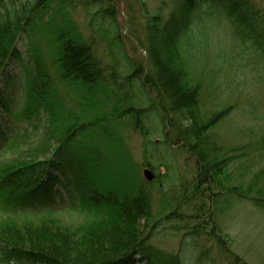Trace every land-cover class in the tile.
I'll return each instance as SVG.
<instances>
[{
	"label": "trees",
	"instance_id": "obj_1",
	"mask_svg": "<svg viewBox=\"0 0 264 264\" xmlns=\"http://www.w3.org/2000/svg\"><path fill=\"white\" fill-rule=\"evenodd\" d=\"M79 3L88 8L90 1L25 0L17 6L14 0H0V148L11 137L5 118L20 89L25 102L18 118L31 121L44 114L56 141L43 160L0 159V204L25 216L0 220V264H184L178 253L153 245L156 225L146 186L157 175L145 164L142 169L152 178L137 176L116 129L125 126L147 138L145 120L154 112L165 121L162 144L177 145L194 159L190 197L206 193V223L211 224L206 233L217 240L229 264H249L227 249L213 206L231 197L264 212V183L247 188L228 183L227 151L212 129L230 108L203 109L201 84L194 81L178 42L195 10L220 9L242 43L263 58L264 9L253 0H175L165 18L154 14L144 23L145 62L123 56L119 73L83 36L73 17ZM113 10L107 4L96 14L112 20ZM113 40L119 44L117 31ZM148 90L157 97L151 100ZM61 91L76 96L77 112L65 108ZM100 163L106 170L110 164L119 169L120 177L105 180L106 173L97 170ZM65 184L70 186L66 196L59 191ZM45 208L93 215L78 223L57 217L28 220Z\"/></svg>",
	"mask_w": 264,
	"mask_h": 264
},
{
	"label": "rangeland",
	"instance_id": "obj_2",
	"mask_svg": "<svg viewBox=\"0 0 264 264\" xmlns=\"http://www.w3.org/2000/svg\"><path fill=\"white\" fill-rule=\"evenodd\" d=\"M89 1L88 8L81 3L77 5L73 13L75 22L86 40L93 42L102 62L115 64L119 73L124 72L123 56L131 62H145L144 23L154 14L165 18L175 3V0ZM253 1L264 9V0ZM23 2L25 0H14L17 6ZM107 4L114 9L113 17L110 16L113 22L108 17L102 21V12L96 14ZM115 31L118 32V45L113 40ZM235 32V25L220 9L208 13L197 9L178 46L188 60L194 81L201 84L203 109L212 113L230 108L212 133L218 146L227 151L228 183L247 188L255 181L258 186L264 183V57L253 46L242 43ZM18 45L25 51L23 42ZM22 91L18 90L14 96L5 118L13 140L10 137L0 148L1 160H43L51 155L56 145L44 114L31 121L18 118L25 102ZM133 93L138 95L137 89L134 88ZM148 93L151 100L157 97L153 90ZM60 95L65 108L77 112L76 96L63 91ZM164 123L160 112L148 116L145 120L147 138L131 128L116 127L123 137L122 148L129 152L137 166V176L146 181L142 169L145 164L151 165L157 175V180L146 186L152 200L151 222L156 225L152 243L163 251L178 253L184 264H229L217 240L206 233L211 225L210 221L206 223L209 216L206 193L196 192L194 198L190 197L194 159L177 145L162 144ZM104 166L98 164L97 170L100 175L106 173L105 180L120 177L119 169L115 172L111 164L107 170ZM66 187L70 186L59 187L65 196ZM184 197L187 200L183 202ZM213 208V219L227 238V249L249 264H264V212L249 201H236L231 197L220 198ZM222 208L225 210L220 211ZM54 210H36L28 220L45 221L57 217L78 223L93 215ZM22 216L0 204V220H22L25 217Z\"/></svg>",
	"mask_w": 264,
	"mask_h": 264
},
{
	"label": "water",
	"instance_id": "obj_3",
	"mask_svg": "<svg viewBox=\"0 0 264 264\" xmlns=\"http://www.w3.org/2000/svg\"><path fill=\"white\" fill-rule=\"evenodd\" d=\"M144 175H145V177L148 178V179H151V178H152V176L150 175V172H149L148 170H145V171H144Z\"/></svg>",
	"mask_w": 264,
	"mask_h": 264
}]
</instances>
